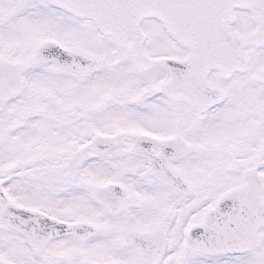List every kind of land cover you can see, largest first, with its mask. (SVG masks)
Segmentation results:
<instances>
[{"label": "snow or ice", "instance_id": "1", "mask_svg": "<svg viewBox=\"0 0 264 264\" xmlns=\"http://www.w3.org/2000/svg\"><path fill=\"white\" fill-rule=\"evenodd\" d=\"M0 264H264V0H0Z\"/></svg>", "mask_w": 264, "mask_h": 264}]
</instances>
